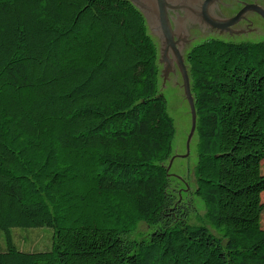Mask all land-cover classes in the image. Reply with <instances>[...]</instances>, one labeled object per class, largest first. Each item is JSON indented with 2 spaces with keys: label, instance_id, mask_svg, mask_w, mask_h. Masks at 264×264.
<instances>
[{
  "label": "trees",
  "instance_id": "16d2710c",
  "mask_svg": "<svg viewBox=\"0 0 264 264\" xmlns=\"http://www.w3.org/2000/svg\"><path fill=\"white\" fill-rule=\"evenodd\" d=\"M158 56L129 0H0V264H264V41L188 52L199 216Z\"/></svg>",
  "mask_w": 264,
  "mask_h": 264
},
{
  "label": "rangeland",
  "instance_id": "374dc122",
  "mask_svg": "<svg viewBox=\"0 0 264 264\" xmlns=\"http://www.w3.org/2000/svg\"><path fill=\"white\" fill-rule=\"evenodd\" d=\"M214 37L218 36L215 35ZM234 39L232 41H264V24L261 21L254 22V25L244 35ZM200 40L203 39L198 38L196 42H200ZM161 68L162 65H160ZM160 77V90L166 100L168 113L173 118L175 126V136L172 142L174 158L170 167V174L173 175V187L177 189L181 200H186L187 195L191 197V201L197 206L196 215L199 216L204 212V205L197 196H194V166L197 160L196 136L192 137L187 153L186 140L191 127V116L188 102L183 94V81L179 73L165 77L164 81L163 76L160 75ZM262 202L264 204V192L262 193ZM262 225L264 227V208L262 211ZM145 231L146 226L144 224H140L136 229L137 234ZM13 235L18 247L24 250L45 249L50 244L51 233L45 227L27 230L14 229ZM3 246L0 233V249Z\"/></svg>",
  "mask_w": 264,
  "mask_h": 264
},
{
  "label": "flooded vegetation",
  "instance_id": "af4514ba",
  "mask_svg": "<svg viewBox=\"0 0 264 264\" xmlns=\"http://www.w3.org/2000/svg\"><path fill=\"white\" fill-rule=\"evenodd\" d=\"M167 1L171 5L167 11V18L170 25L172 42V44L166 45L167 76L177 73L180 74L178 66L179 60L183 61L188 70V52L194 45L199 43L196 42L198 38L205 40L207 38H213L216 35L218 37L214 38L232 41L235 40L234 38L244 35L254 25V22L261 21L264 24V18L256 10L257 8L264 11V0H187L188 2L195 1L194 6L197 4L198 11L208 1L206 16L211 20L210 24L204 18H197V14L194 15L188 12L186 0ZM248 4H252L256 8L240 12ZM239 12L240 14H238ZM237 15V19L233 20ZM231 19L232 22L228 23ZM154 37L157 40L159 49L161 46V42L158 40L159 36L157 37L156 34ZM203 40H200V42ZM160 65H162L161 72L165 63H161Z\"/></svg>",
  "mask_w": 264,
  "mask_h": 264
},
{
  "label": "water",
  "instance_id": "95a60500",
  "mask_svg": "<svg viewBox=\"0 0 264 264\" xmlns=\"http://www.w3.org/2000/svg\"><path fill=\"white\" fill-rule=\"evenodd\" d=\"M131 1L144 15L146 22L148 24L150 33L155 36L157 34V37L159 36L158 40L161 42V46L158 49V53L160 54L158 57V63H165V66L163 67L162 71L160 72V75L164 78L167 77L168 74V66H167V49L166 45H169L171 42V32H170V25L167 18V11L168 8L171 7L170 4H168L167 0H129ZM209 1V0H208ZM206 1L201 10H197V4L194 6L195 1L188 2L186 0V7L188 12L191 14L196 15L197 18H204L208 24H210L211 20L207 18V2ZM252 8H256L252 4L245 5L243 9L240 12H243L245 10H249ZM256 10L261 14V16L264 18V11L257 9ZM240 12L238 14H240ZM238 15L233 18V20L237 19ZM232 19L228 21V23H231ZM225 23V22H222ZM220 24V23H219ZM219 26V25H218ZM155 27V28H154ZM181 78H182V85H183V94L185 96V99L188 102L189 110H190V116H191V127L189 134L187 136L186 140V149L187 153L189 151V144L193 137L195 127H196V113H195V107H194V100L191 92L190 87V78L189 73L186 68V65H184L182 60H179L178 62ZM163 85V82H162ZM173 156L170 158L167 169L169 170L173 161Z\"/></svg>",
  "mask_w": 264,
  "mask_h": 264
}]
</instances>
